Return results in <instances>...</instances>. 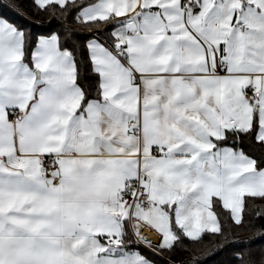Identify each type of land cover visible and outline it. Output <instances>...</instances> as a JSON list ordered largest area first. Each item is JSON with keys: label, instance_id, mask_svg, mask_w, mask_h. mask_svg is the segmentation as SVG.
Instances as JSON below:
<instances>
[{"label": "snow or ice", "instance_id": "1", "mask_svg": "<svg viewBox=\"0 0 264 264\" xmlns=\"http://www.w3.org/2000/svg\"><path fill=\"white\" fill-rule=\"evenodd\" d=\"M7 8L0 264H264V0Z\"/></svg>", "mask_w": 264, "mask_h": 264}, {"label": "trees", "instance_id": "2", "mask_svg": "<svg viewBox=\"0 0 264 264\" xmlns=\"http://www.w3.org/2000/svg\"><path fill=\"white\" fill-rule=\"evenodd\" d=\"M17 2H21V0H17ZM22 2L25 5H30L31 0H22ZM9 3V0H0V12L5 13L7 16H9L11 19H13L17 23H26L23 17H17L15 14L8 10L7 5ZM31 12L32 10L29 9ZM34 19H37L41 21V24H37L33 26L34 31H48L55 29L57 27V24L55 22H52L51 27H49V19L47 16H39V17H33ZM260 201H257V204H260ZM264 211V208L261 209ZM257 226L264 224V220L257 219L256 221ZM238 235L235 239L237 240H243L247 237L251 236L252 234L249 232H246L244 230H237ZM245 247H251L254 252L259 255L261 250H264V238H261L259 235H257L254 240L250 241L249 244L244 245ZM141 250L143 251V246H141ZM233 249L229 248L227 251H220L218 254H211L208 256H205L201 259V264H224L226 261H231ZM189 259V256L184 255L182 252L178 250V254L176 255V260H187ZM231 264H235V261H231Z\"/></svg>", "mask_w": 264, "mask_h": 264}, {"label": "bare ground", "instance_id": "3", "mask_svg": "<svg viewBox=\"0 0 264 264\" xmlns=\"http://www.w3.org/2000/svg\"><path fill=\"white\" fill-rule=\"evenodd\" d=\"M145 235L147 236V238L148 239H153L154 237L153 236H155L153 233H151V232H148L147 230L145 231Z\"/></svg>", "mask_w": 264, "mask_h": 264}, {"label": "crops", "instance_id": "4", "mask_svg": "<svg viewBox=\"0 0 264 264\" xmlns=\"http://www.w3.org/2000/svg\"><path fill=\"white\" fill-rule=\"evenodd\" d=\"M154 238L152 239L151 238V240L153 241V242H156V240H157V238H156V236H153ZM155 239V240H154Z\"/></svg>", "mask_w": 264, "mask_h": 264}, {"label": "built area", "instance_id": "5", "mask_svg": "<svg viewBox=\"0 0 264 264\" xmlns=\"http://www.w3.org/2000/svg\"><path fill=\"white\" fill-rule=\"evenodd\" d=\"M85 31H87V30H85Z\"/></svg>", "mask_w": 264, "mask_h": 264}, {"label": "rangeland", "instance_id": "6", "mask_svg": "<svg viewBox=\"0 0 264 264\" xmlns=\"http://www.w3.org/2000/svg\"><path fill=\"white\" fill-rule=\"evenodd\" d=\"M155 240V239H154Z\"/></svg>", "mask_w": 264, "mask_h": 264}]
</instances>
